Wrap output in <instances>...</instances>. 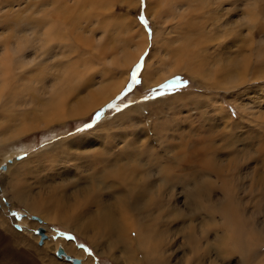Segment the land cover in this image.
<instances>
[{
	"label": "rangeland",
	"instance_id": "374dc122",
	"mask_svg": "<svg viewBox=\"0 0 264 264\" xmlns=\"http://www.w3.org/2000/svg\"><path fill=\"white\" fill-rule=\"evenodd\" d=\"M7 1L14 0H0V3ZM56 1H66L68 8L77 13L72 20L66 18L67 20L63 21V27L65 26L68 35L66 40L71 46L56 51L58 54L52 62L48 61L46 64L53 67L51 70L46 65L40 67L31 64L27 68L13 65L11 68L13 77L9 73L11 78H7L11 83L5 81L6 86L0 88V264H72L64 258L57 257L56 250L53 251L52 242L58 237L63 241L73 242L77 248L82 249L87 256H90L92 264H122L123 258L118 262L107 254H99L94 243L87 237L61 226L53 217L46 220L43 214L27 209L23 200H18L15 196L20 186L23 187H20L22 192L28 193L30 189L29 192L34 194L36 187H39L36 176L43 179L40 183L41 191L45 186L49 187L53 183L60 188L65 180L73 182V176L75 177L76 174L72 173L76 170V165L85 164L83 159L90 148H111L122 145L125 140H132L131 138L136 134L131 133L134 132L133 128L129 127L131 132L129 129L125 130L126 123L118 118L122 115L135 117L136 126L144 128L147 132L138 137L141 148L146 145L143 141L145 139L148 144L153 146L156 144L155 147L158 148V144L164 140L162 137H169L172 133L175 134L173 139L175 144L186 141L189 145H195L211 139L218 145H228L225 137L229 136L230 132L234 136H241L244 141L247 140L245 142L251 147V155L243 153L235 159L232 158L235 164L231 162V172L223 176L226 177L224 180L223 177L219 180V176L215 173H210V176L213 178L212 181L219 185L232 180L229 183H234L235 193H238L243 200L246 188L252 183L257 186L251 196L253 204H248V210L243 207L242 210L246 209L244 214L240 211L243 215L241 219L246 224L244 227L243 224L238 227L244 230L242 232L248 238L251 235L257 238V232H264V157L257 149L259 145L264 148V49L262 50L264 0H239L238 9L225 4L221 16H218L220 12L216 11L210 2L221 0H198L199 2H193L192 7L189 3L190 7L187 6L189 10L181 8L183 11L177 9L181 1L175 0ZM156 3L158 6H155ZM62 5L65 6V3ZM15 6L9 5L2 9L0 21L5 18L11 20L15 13L21 14L15 11L19 8ZM230 9L235 11L233 14L239 16V19L230 16L232 15L229 14ZM248 11L250 14L254 12L256 16L252 30L260 31L253 39L250 38L249 25L254 18ZM4 13H7V16H2ZM22 15V19L18 18L16 22L28 17L29 12H23ZM190 15L198 17L193 20L189 18ZM141 16L148 21L149 27L141 23ZM221 19L225 23L239 20L237 23L240 25L234 27L238 30V34L234 36L236 42L233 47L229 46L231 35L225 39V35L220 34L218 30L217 24ZM90 21L92 33L82 28ZM74 23L73 31L68 24ZM198 24L204 26L206 28L204 30L211 31V34L219 33L221 41L218 40L219 43L214 41V45L210 43L209 48L205 50L197 44L192 51L198 54L196 57L202 58L204 50L212 63L217 62L213 66L216 69L229 59L244 61V66L248 69L245 71L246 81L235 84L233 78L237 77V73L234 71L231 80L227 77L219 78L216 74L211 77L210 71L206 69L207 66L202 68L197 65V73L191 74L181 69L159 84L145 87L142 82V72L152 49L154 56L151 61L154 64L158 57H162L161 54L166 53L167 57L170 55V57L174 55L180 57L181 52L178 51L185 39L193 40L195 39L193 36L203 34ZM78 25H80L79 29ZM149 28L151 36H149ZM13 29L8 28L9 31L0 29L2 38L8 35L15 37L10 31ZM134 29L142 30L145 45L141 36L137 38L138 40L132 39ZM26 38H23V43H26ZM153 41L156 42L155 45ZM245 44L246 46H241ZM140 46L144 49L128 69L122 89L99 107L83 112L87 106L98 103L106 95L105 93L122 79L126 72L127 61ZM141 57H143V68L137 75V82L133 83L132 73L136 65L141 62ZM162 69L159 63L155 64L158 80L164 76L161 72L165 70ZM255 72L257 73L253 75ZM222 80L228 81L231 86L221 84ZM89 82L96 84L89 86ZM56 99V102L53 101ZM62 99L65 100L64 103L61 102ZM206 131L207 133L204 134ZM198 132H202L201 136ZM157 136L161 140H157ZM244 141L240 140L241 143L234 145V150L236 147H242ZM226 150L230 151L229 148ZM2 165L6 168L3 169ZM41 195H44V192ZM253 205L258 209L255 208L257 210L255 213L252 210ZM17 212L26 214L22 223L15 217ZM31 216H37L45 221L43 224L39 223ZM247 223L252 225L248 226ZM39 226L44 228L46 235L41 244H39L40 236L37 235L36 238L34 233ZM251 226L255 227L254 231ZM232 227V221H229L228 229H231L227 230L228 233L231 232ZM48 238L51 240L44 244ZM232 244L230 242L225 245V251L218 260L212 261V255H207L203 264H240L243 255L240 249ZM58 246L63 248L61 245ZM260 253H264V244L260 248ZM73 257L81 259L78 256ZM258 259L257 256L250 257L249 260H252L250 264H257Z\"/></svg>",
	"mask_w": 264,
	"mask_h": 264
},
{
	"label": "bare ground",
	"instance_id": "6f19581e",
	"mask_svg": "<svg viewBox=\"0 0 264 264\" xmlns=\"http://www.w3.org/2000/svg\"><path fill=\"white\" fill-rule=\"evenodd\" d=\"M17 1L19 2L17 3ZM17 1L0 3V11L9 7V5H12V7L16 5L15 7L19 8L15 11L21 13H15L14 18L11 20L5 18L0 21L1 30L7 31L8 28H14L10 31L15 35V37L8 35L3 39V35L1 36L0 32V88L4 87V85L6 86L8 81L11 83L9 79L13 77V72L11 71L13 65L18 68L21 66L27 68L31 64L42 67V65L48 64V61L52 62V59L58 54L57 50L67 46L70 47L71 44L66 40L68 35L65 26L63 27V21L72 20L73 17L77 16L76 12L68 8L66 1ZM175 1H181L177 9L182 10L187 8V6L190 7L189 3L192 7L193 2L198 0ZM237 1L239 0L210 2L214 9L220 12L218 16H221L223 14L221 13L222 7L225 4L231 5L233 9H238ZM215 2L217 3L214 5ZM63 3H65V6L62 5ZM155 6H158L157 3ZM233 9H230L229 14H232L230 16L239 19V16L233 14L235 13ZM194 10L196 9L194 8ZM251 10L253 9L251 8ZM158 11L160 12V10ZM245 11L247 12V8ZM23 12H29V16L21 22H16L18 18L23 16ZM149 12L151 11L149 10ZM250 15L254 18L249 25L251 29L250 38L253 39L260 31L254 32L252 30L255 26L256 16L254 12ZM2 16H7V13ZM197 17V15L189 16L193 20ZM237 22L230 21L225 23L221 19L217 24L220 34H224L225 39L231 35L230 47H233L236 42V37L234 38V36H237L238 30L234 27L240 25ZM68 25H71L70 29L73 30L72 26L74 27L75 23ZM79 27L80 25L77 28L79 29ZM198 27L203 34L195 35L196 37L193 36L195 38L193 40L185 39L183 44L181 43L178 53L181 52L182 57L177 55L170 57V54L167 57L166 53L161 54L163 58L158 57L155 64L159 63L163 67L162 70H165L161 72L164 76L160 80H158L155 73V64L151 61L154 56L152 49L151 54L147 58L144 72H142V82L145 87L151 84L157 85L181 69L191 74L197 73V65L202 68L207 66L206 69L210 71L211 77L216 74L219 78L227 77L231 80L234 71L237 73V77L233 78L235 84L246 81L245 71L248 69L247 66H244V61L229 59V61L225 60L226 63L218 65L217 69L213 67L214 63L217 62L212 63L204 50L210 43L213 44L214 41L220 40L221 35L219 33L211 34V31L204 30L206 28L200 24H198ZM82 28L90 33L93 32L91 21ZM141 31L134 29L131 37L132 39H137L139 36L143 37L145 45L144 34ZM25 37H27L26 43H23L22 40ZM153 42L155 45L156 42ZM197 44L204 48L203 54L201 53L202 58L196 57L198 54L192 52ZM241 46H246V44ZM220 48L222 49L223 47ZM143 49L140 46L127 61L126 72H124L125 75L123 74L122 79L116 82L98 103L87 106L83 112L99 107L122 89L127 78L128 69L137 60ZM263 49L264 46L262 47ZM174 53L177 54V52ZM171 61L172 63H170ZM209 64L211 65L209 66ZM46 66L50 70L53 68L49 65ZM159 70L161 71L160 67ZM24 71L26 72V70ZM256 73H253V75ZM95 84L96 82H89V86ZM221 84H230L229 86H231V83L226 80H222ZM62 100L61 102L64 103L65 100ZM53 101L56 102L57 99ZM50 104L52 105V103ZM118 118L122 119L123 123H126V131H128L127 129L130 131V128L134 129V132L130 131L136 134L131 138L132 140H125L122 145L111 148H90L86 151L87 156L85 155L83 159L85 164L76 165V170L72 173L76 174L75 177L73 176L74 181L67 182L65 180L66 183L64 182L60 188L53 183L49 187L45 186L44 190L41 191L40 183L43 179L34 174L37 186H39L36 187L37 190L33 192L34 194L29 192L30 189L28 193H24L20 190L21 186L17 187L16 198L18 200L22 199L27 209L43 214L46 220L53 217L60 222L61 226L87 237L89 241L94 243V247L99 254H107L117 261L123 258L122 264H203L207 255H212V261L218 260V257L225 251V245L230 242L238 247L243 255L240 264L252 263L249 258L253 256L259 257L257 264H264V253H260V248L264 244V232H257V238L251 235L249 237L251 239H249L242 232L244 230L238 227L242 226V224L244 227L246 224L241 219L243 215H241L240 211H243L242 213L244 214L246 209L242 210L243 207L247 208L248 204H253L251 201L253 197L251 196H253L257 186L255 187L252 183L253 186L245 187L247 191L243 200L238 196V193H235L234 183H229L232 180H228V183L222 182L219 185L214 183L212 181L213 178L210 176V173H215L221 180L223 176H226L227 172H231L230 164H232V158L235 159L243 153L251 155V147L249 143L245 142L247 140L244 141L241 136H234L230 132V135L225 137L227 140L225 142L228 145H218L211 139L195 145H189L186 141L175 144L173 143L175 134L172 133L169 137L166 136L167 138L165 136L162 137L164 140L158 144L159 146L157 145L158 148L155 147L156 144L155 146L148 144L146 139L143 140L146 147L141 148L138 137L147 133L145 129L136 126L135 117L122 115L118 116ZM158 124L160 125V123ZM177 128L178 126H176ZM201 133H199L200 136ZM206 133L207 131L204 134ZM199 134L196 135L198 136ZM157 140L161 139L158 137ZM240 140L245 142H242L243 148L236 147L234 150V145L241 143ZM226 148H229L230 151H227ZM257 149L264 157V148L259 145ZM234 164L235 162L233 161ZM19 167L21 168L22 166ZM22 171L25 170L22 169ZM225 178L223 177L222 179L224 180ZM251 180H253V177ZM229 184L230 187H228ZM43 192L45 196L41 195ZM256 205L252 206L254 213L258 210ZM17 213L21 214L20 218H16L18 221L21 222L26 218V214ZM44 221L38 222L43 224ZM229 221H232L233 224L230 233L227 232V230L231 229H228ZM247 224L248 226L252 225L251 223ZM251 227L252 231H254L255 227ZM35 235L37 238L39 234L35 233ZM49 240L51 238L46 239L44 244L49 243ZM52 244L53 251L59 248L58 245H61L67 255L72 254L80 257L82 264H92L90 256H87L82 249L77 248L73 242H66L58 237L53 240Z\"/></svg>",
	"mask_w": 264,
	"mask_h": 264
},
{
	"label": "water",
	"instance_id": "95a60500",
	"mask_svg": "<svg viewBox=\"0 0 264 264\" xmlns=\"http://www.w3.org/2000/svg\"><path fill=\"white\" fill-rule=\"evenodd\" d=\"M2 168L5 169L6 166H5V165H2ZM15 217L18 219V218L21 217V214L16 213V214H15ZM32 218H33V219H36V220H38V221H41L37 216H32ZM17 227L20 228L18 225H17ZM34 232H35L36 234H39V236H40L39 244H41L42 241H43V239L45 238L44 229H43L42 227H38V228H36V229L34 230ZM55 254H56L58 257H64L65 260H68V261L72 262L73 264H82L81 261H80V259L75 258V257H71V256L67 255V254L63 251V249H62L61 247H59V248L56 250Z\"/></svg>",
	"mask_w": 264,
	"mask_h": 264
},
{
	"label": "snow or ice",
	"instance_id": "6c2138e0",
	"mask_svg": "<svg viewBox=\"0 0 264 264\" xmlns=\"http://www.w3.org/2000/svg\"><path fill=\"white\" fill-rule=\"evenodd\" d=\"M140 19H141V23L145 26V27H149L148 26V21L143 17V16H141L140 17ZM151 29L149 28V36H151ZM143 68V57H141V62L140 63H138L137 65H136V68H135V70L133 71V73H132V82L133 83H136L137 82V75H138V73H139V71L141 70ZM176 80H178L179 78H175ZM165 85H162V87H164Z\"/></svg>",
	"mask_w": 264,
	"mask_h": 264
}]
</instances>
